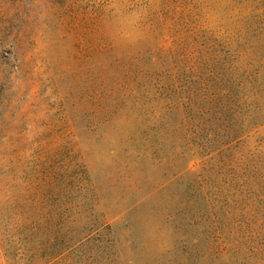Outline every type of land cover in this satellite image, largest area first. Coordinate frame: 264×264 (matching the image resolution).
Listing matches in <instances>:
<instances>
[{"label": "rangeland", "instance_id": "1", "mask_svg": "<svg viewBox=\"0 0 264 264\" xmlns=\"http://www.w3.org/2000/svg\"><path fill=\"white\" fill-rule=\"evenodd\" d=\"M168 33L260 71L241 119L190 135L208 147L109 93L116 54L156 70ZM263 260L264 0H0V264Z\"/></svg>", "mask_w": 264, "mask_h": 264}, {"label": "trees", "instance_id": "2", "mask_svg": "<svg viewBox=\"0 0 264 264\" xmlns=\"http://www.w3.org/2000/svg\"><path fill=\"white\" fill-rule=\"evenodd\" d=\"M187 39L182 34L161 35L155 54L151 55L156 70L148 65L134 64L138 54H130V60L126 62L116 54L113 60L119 71L114 76V85L109 93L113 94L116 88H120L124 96H134L142 110L162 122L168 114H177L174 129L184 130L179 145L194 150V147L204 148L211 144V138L199 142H192L190 138L191 134L200 136L202 129L211 123V117L213 123L221 121L224 126L233 117L241 119L245 111L243 106L248 104L250 98L248 92L254 93L253 86L258 81L260 71L258 68L250 69L253 64L246 63L243 56L231 47L217 51L211 45L198 46ZM113 46L108 39L101 38L98 51L104 54ZM101 83L104 84V81L101 80ZM165 134L169 138L167 130ZM216 134L211 133L209 137ZM243 135L240 126L238 132L227 134L228 141L221 139L219 143L233 148L241 142ZM49 181H43L44 191L50 185ZM168 218H172L169 213ZM89 237L85 235L78 242L84 243ZM65 251L54 254V258L64 255ZM253 263L264 264V260Z\"/></svg>", "mask_w": 264, "mask_h": 264}]
</instances>
